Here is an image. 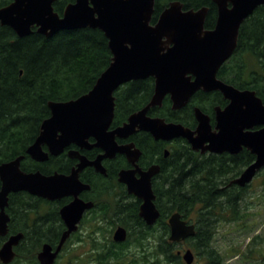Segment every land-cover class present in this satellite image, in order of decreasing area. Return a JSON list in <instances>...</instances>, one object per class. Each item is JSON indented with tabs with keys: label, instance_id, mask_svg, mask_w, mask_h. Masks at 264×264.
I'll return each instance as SVG.
<instances>
[{
	"label": "water",
	"instance_id": "95a60500",
	"mask_svg": "<svg viewBox=\"0 0 264 264\" xmlns=\"http://www.w3.org/2000/svg\"><path fill=\"white\" fill-rule=\"evenodd\" d=\"M57 0H12L0 7V25L10 27L17 36L36 32L50 37L60 30L97 28L108 41L111 61L92 88L79 97L67 101H49V117L45 118L35 140L26 154L37 162L58 156L70 144L103 150L95 160L88 161L77 150L68 155L80 162L66 175L58 171L43 174L39 170L20 169L23 155L0 164V234L6 232L7 216L3 211L7 194L25 190L47 199L73 196L61 209L67 229L54 251L45 243L38 253L40 264H54L56 256L69 235L77 229L84 203L77 195L88 185L82 184L79 172L85 166L104 173V157L125 154L133 169L122 170L119 181L126 184L129 193L141 200L138 215L147 225H153L160 216L154 200L152 178L160 172L153 164L142 170L137 161L140 149L133 142L119 145L116 139H126L137 132H148L154 140L171 141L183 138L193 151L220 154L238 153L242 148L254 155V160L229 184L244 187L264 168V101L253 89H239L217 77L220 66L233 54L241 24L264 4V0H212L216 6L213 28H205L208 7L183 9L179 1H171L151 23L155 0H74L59 15L54 10ZM152 77L153 94L148 103L131 113L122 124L111 129L114 92L123 84ZM199 90L218 91L227 104L214 107V124L198 106L193 113L194 129L163 117L150 116V109L160 107L168 96L172 110L188 104ZM168 151L165 150V153ZM138 173L139 176L135 174ZM169 240L179 242L195 234V224L184 220L179 212L168 217ZM20 235H14L0 248V262L9 264L14 258L12 246ZM114 239H126V229L118 227ZM185 264H192L190 248L181 252Z\"/></svg>",
	"mask_w": 264,
	"mask_h": 264
},
{
	"label": "trees",
	"instance_id": "16d2710c",
	"mask_svg": "<svg viewBox=\"0 0 264 264\" xmlns=\"http://www.w3.org/2000/svg\"><path fill=\"white\" fill-rule=\"evenodd\" d=\"M10 1L0 0V7ZM73 1L59 0L53 4L54 10L61 13ZM171 1L181 2L183 9L208 7L204 26L213 28L216 6L212 0H155L151 23ZM111 55L107 38L97 28L60 30L50 37L34 29L31 34L19 37L10 27L0 25V163L23 155L21 167L25 170L64 171L62 155L35 163L26 149L37 137L42 121L50 115L48 102L67 101L88 92L109 65ZM217 77L239 89H253L264 101V4L241 24L237 46L220 66ZM153 90L152 77L121 85L114 92L111 126L120 125L131 113L145 106ZM226 103L217 91H197L179 110L171 109L166 96L162 105L150 109L149 114L193 127L196 124L194 106L212 116L215 104ZM134 141L142 151V161L154 159L157 154L161 159L153 186L154 203L160 212L156 226L160 229L154 232L156 226L145 224L134 206L127 240L110 244L106 248L110 253L94 261L97 264H185L175 252L176 243L167 238V219L179 212L184 220L195 224V234L184 241L187 246L205 258L204 264H223L222 254L212 245L213 238L219 224L243 218V201L249 184L239 187L229 183L254 160V155L244 150L240 160V153L201 154L193 151L183 138L154 143L146 132L134 137ZM162 144H168L170 149L165 159L160 154ZM257 175L262 177L260 185L264 191V168ZM25 196L21 197V203L29 201V195ZM40 247L38 239L37 250ZM70 262L89 264L88 260L77 262L75 258ZM34 264H38L36 259Z\"/></svg>",
	"mask_w": 264,
	"mask_h": 264
},
{
	"label": "flooded vegetation",
	"instance_id": "af4514ba",
	"mask_svg": "<svg viewBox=\"0 0 264 264\" xmlns=\"http://www.w3.org/2000/svg\"><path fill=\"white\" fill-rule=\"evenodd\" d=\"M58 1L59 0L55 1L54 4L57 3ZM62 12L61 13L57 12V13L59 15H62ZM225 101L227 102V100ZM215 106H220V105L215 104ZM212 114H213L212 116L208 114L207 115L210 117L211 124L213 125L214 108ZM148 115L152 117L156 116L149 114V112ZM193 117H194V113H193ZM196 124L190 128L194 129ZM112 128L113 127L111 126V129ZM139 134H141V132H137L126 139L117 138L116 141L119 145H124L133 142L135 147L140 149L134 141V137H137ZM148 135L150 136L151 140L154 143L156 142L163 143L164 141V140H154L149 133ZM173 140L164 141V142L170 143ZM94 142L95 140L93 138H89L88 144L91 145L90 147H79L76 144H70L66 148H64V151L60 155H62V160L65 161V169L62 172L60 171L58 172L68 175L70 174L71 170L75 168L77 164L80 162L79 158H75V157L72 158L68 155L69 150H77L79 154L84 156L88 161H93L99 155L103 154L102 149L92 145ZM165 150H167L168 152L165 153ZM169 150L170 149L168 144H166L165 146L164 144H162L160 148V154L163 159L168 157ZM244 150L248 151L247 149L242 148L238 153H236V154L240 153L239 156L240 160L242 159L241 153ZM223 153H226L228 155H236V154H231L229 152H223ZM157 155L154 156V159L151 160L148 159L146 161H142L141 160L142 151H141V155L137 161V165L142 170H146L153 164H158L160 166L161 159ZM50 157H59V155L49 156V158ZM29 158L35 163L46 162V161L37 162L31 157ZM23 160L24 157L21 160V162ZM8 161H4V162H8ZM21 162H20V169L24 172H33L39 170L32 168L25 170L21 167ZM101 164L105 169L104 173L97 171L94 168V166H89V165L85 166L79 172L78 178L80 182L82 184L88 185L89 188L82 189L78 193L77 197L84 203H91L92 205L89 208L83 210L80 220L77 223V229L69 235V237L62 245L60 251L56 256L54 264H57L58 261L63 257H66V255L68 256L70 252L75 255L68 257L67 259L65 258V264H69V260H73L74 258L76 259L77 262L81 260H88L89 264H97L94 261V259H98L100 257H105L106 255H108L110 251L107 250L106 248L110 246V244L121 243L114 239V232L118 227H122L126 229V239L122 242H125L128 238L127 227L128 225H131L134 206L137 207L139 211L141 200L138 199L133 194L129 193L126 184L119 181V173L122 170L133 169L134 165H132V163L128 161L126 155L122 153H115L114 156L112 157L102 158ZM244 168L245 167L242 168L241 172L244 170ZM54 171L56 170H52L48 173H44L42 171L40 172L43 174H52ZM158 174H156L152 178V189ZM135 175L139 176L138 173H136ZM1 188H2V181L0 179V190ZM25 195H29L28 196L29 201L25 203H21V197L23 196L27 197ZM72 200H73V196L71 195H63L60 198L47 199L41 196L32 195L25 190L11 191L7 194L6 205L3 208V211L7 216L6 232L4 234H0V248L9 240L11 236L20 235L17 243L12 246V250L14 252V258L9 264H34L35 259L38 262V258H37L38 253L41 250L42 245L45 243L49 244L52 247V251L56 249L63 232L67 229V224L64 218L62 217L61 209L67 206ZM138 200L140 202H138ZM156 222L153 225H149V226L150 227L156 226ZM167 223H168V219H167ZM159 229L160 228L156 226L154 228V232L157 231L158 233ZM169 235H170V226H169ZM169 235L167 237L168 240H169ZM38 239L41 241V247L37 250L36 242ZM184 241L185 240L175 242L177 246L175 252L178 256H180L182 261L183 258L181 257V252H183V249L181 248V245ZM76 246H78L81 249H84V251L80 254H76L79 253L78 251L74 253L73 251L76 250L75 248ZM195 255L197 256L196 253ZM0 264L3 263L0 262ZM38 264L40 263L38 262ZM70 264L72 263L70 262Z\"/></svg>",
	"mask_w": 264,
	"mask_h": 264
},
{
	"label": "rangeland",
	"instance_id": "374dc122",
	"mask_svg": "<svg viewBox=\"0 0 264 264\" xmlns=\"http://www.w3.org/2000/svg\"><path fill=\"white\" fill-rule=\"evenodd\" d=\"M261 175H256L247 188L243 201V218L237 222L219 224L213 238V246L222 254L223 264H264V194L261 188ZM263 194V195H262ZM80 254L84 249L75 247ZM181 248H190L185 242ZM191 249V248H190ZM192 250V249H191ZM192 264H204L203 256H196ZM69 253L57 264H65V258L74 256Z\"/></svg>",
	"mask_w": 264,
	"mask_h": 264
}]
</instances>
